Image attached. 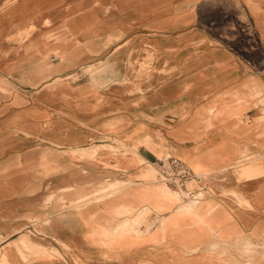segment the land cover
Masks as SVG:
<instances>
[{"label":"crops","instance_id":"crops-1","mask_svg":"<svg viewBox=\"0 0 264 264\" xmlns=\"http://www.w3.org/2000/svg\"><path fill=\"white\" fill-rule=\"evenodd\" d=\"M36 2L25 0L0 14V39L19 34L23 22L45 13L44 4ZM98 2L66 8L63 28L72 43L29 44L14 57L0 44V239H5L0 251L14 247L13 238L28 231L47 249L61 245L64 262L48 253L27 263L14 250L12 264H240L217 249L240 241L245 247L264 246L263 69L243 61L240 52L209 45V33L197 27L199 6L211 0H126L104 29ZM126 16L131 22L147 20L141 28L159 37L152 50L144 47L149 36L136 46L102 45L103 33L110 43L116 37L114 20ZM254 16L264 37L262 15ZM147 51L157 54L156 72L139 82L135 72ZM53 55L58 62L50 64ZM87 64L99 67L91 75L94 82L63 80ZM56 79L62 82L55 84ZM5 80L20 88L47 84L28 95L12 91ZM114 140L132 153H109L104 147H115ZM97 147L102 150L93 156L96 162L87 160L85 153ZM168 156L201 176L202 185L189 182L187 188L204 186L206 197L196 210H180L179 202L163 210L145 190L130 191L128 208H150L146 218L157 220L156 235L112 232L129 214L120 210L124 202L75 211L50 206L53 192L69 193L59 197L62 201L91 194L87 173L95 182L107 175L113 177L109 181L130 175L150 180L148 163ZM88 163H109L127 174L88 171ZM254 264H264V255Z\"/></svg>","mask_w":264,"mask_h":264},{"label":"rangeland","instance_id":"rangeland-1","mask_svg":"<svg viewBox=\"0 0 264 264\" xmlns=\"http://www.w3.org/2000/svg\"><path fill=\"white\" fill-rule=\"evenodd\" d=\"M23 1L25 0H2V2H0V14L2 13L4 14L8 12L11 8L18 5L19 3H22ZM26 1L28 2L38 1L40 2L39 4H44L42 11H45V13L41 14L35 20L30 19L23 22L22 26L18 29L19 30L18 33L22 36H20L19 34L16 35V33L8 32L4 38L0 39L1 46L4 47L8 56L11 55V57H14L15 54L19 53V51L26 49V47L29 44H32L33 46L35 45L40 48L47 45V43H49L50 41L59 40V41H65L67 43H72L74 39L71 38L70 37L71 35L63 28V22H64L63 14L65 13V10L69 5H73L77 2H83L85 4H89L91 2L99 1L97 5L104 16V18H102V22L99 24L104 29L106 26L110 25L109 24L110 22L108 23L106 22L107 20H109V17L114 16L113 15L114 11L115 13H117L118 12L117 10L121 9L123 7L122 5L126 4L125 3L126 0L125 2L123 0H120L119 6H116V4L114 3L112 4V0H26ZM211 1L213 3L208 4L207 2H203L202 5L199 6L198 12L200 15V21L197 29L199 28L200 30L209 33L211 37L209 41L210 46L240 52L241 55L240 58L243 61L256 63L258 66H260L263 69V78H264V37L262 36L263 34L261 33L260 28L256 23L254 16L257 15L258 17L261 14L262 22L264 24V0H211ZM135 20H137V22H135ZM114 21L115 22H113V24L117 23L116 26H114L115 27L114 36L116 37L113 38V40H111L110 43L105 44L106 39L104 32L103 38L100 39L104 47L130 46V45L136 46L139 45L145 37L149 36L148 41L150 42L149 44H146V46L144 47L147 50H152L151 47H153V43H154L153 41L159 39L157 35L156 36L153 35L154 33H152L153 32L152 30L141 28L142 26H145V28L146 26H148L147 20L142 21L141 19H132L131 22L128 16H126L123 18V20H114ZM78 41L79 40H75V42ZM147 52L148 55L146 56V58L142 59L138 63V68L137 71L135 72V79L139 82L144 79L151 78L153 74H155L156 72V69L154 67H155V63L158 60L157 54L154 55L151 54L150 51ZM54 58H55L54 55L51 56L48 59V62L50 64L57 63L58 61L54 62L55 60ZM98 68L99 67L96 68V66H92L88 64L84 65L80 68L71 71L69 74L65 75L68 77L64 78L63 80H65L66 83H71L76 85V84L87 83L90 77V80L94 82L95 80L93 79V77H91V75L97 72ZM58 80L59 82H56ZM5 82L10 86L12 91L16 92L22 89V92L28 95L40 92L42 89H44V86L47 84L46 83L43 86H39L37 88L32 89V88H27L25 86H23L22 88L18 86L16 87L14 83L12 82L9 83L7 80H5ZM55 82H56L55 84H58L62 82V80L56 79ZM138 91H140V88L138 89ZM262 106H263L262 108H264V94L262 97ZM262 120L264 122V116ZM114 146L115 147L107 146L104 148H109L110 150L109 153L112 152V154L119 156L128 155L132 153L129 149H127L124 145H122L120 142L116 140H114ZM95 149L100 151L102 150V147H97ZM80 152H82L83 154L85 153V151H79L76 153L72 152L71 154L78 155L80 154ZM83 156L84 155H82V157ZM86 157L87 160H92L95 162L97 160L96 158L88 155ZM142 160L140 159V162ZM145 166L146 165H144L143 167ZM151 166L152 165L148 163V167L153 169V167ZM78 168L79 167L75 168L76 174H78ZM86 169H88V171H94V172L104 171L105 174H111V169H113L116 170V172L113 173L115 177L127 174L121 167L112 166L109 163L108 164L104 163L101 166L98 163H88ZM87 176H90L91 178L90 180L91 182L88 183L87 185V189L88 191H90L89 193L93 192L96 188H100L101 186L106 184L110 179H113L112 176L107 175L101 181L95 182L94 180H92L90 173L89 174L87 173ZM131 177L132 176L130 175L125 179H119L124 182L123 184H120V186L125 185V187L122 188V190L125 191V193H129L130 191L136 189L145 190L146 192L150 193L152 198L155 200V204H158L159 202L162 203V205L164 206L163 210H171L174 207V204H176L177 202H179L180 210L197 209L198 205H195L194 203H190V202H183L181 194L174 191L168 186L166 187L176 192L175 196L171 197L170 199H165L160 197L158 195L159 193L158 190H156L155 188L159 189L158 187H162V185L164 184L157 183L156 180L153 178V175L151 176L150 180L145 178H140V179H136L138 181H135V179H132ZM73 190L74 187L71 188V191ZM63 192L60 191V192L52 193L54 196L49 200L50 206L58 204L60 210L63 211H72V210L75 211V210L83 209V208L78 209L74 207V203L72 202L75 199L74 196H72L71 198H66L68 197L66 196L63 201L59 200L60 196L69 194V193L63 194ZM78 192L79 191L70 194L75 195ZM120 197L121 196H117L113 199L100 197L95 199L96 198L95 196H91L90 198H87V200L92 201L91 202L92 207L95 206L97 203H101L104 206H110L113 200L119 203H123L126 200L125 197L123 198ZM150 207L152 210H158V207L155 205ZM142 220L143 219H141L137 225H133L132 228L124 231L131 232L136 236H143V235L153 236L158 233L157 220L151 221L148 220V218H146L143 221ZM45 222L46 221L37 220V222L35 223L45 224ZM143 226H145L144 228L146 229L145 232L142 229ZM118 231L120 230L118 229ZM23 234L31 238L34 242H36V240L40 237V236L35 237L28 231H24ZM21 235L22 234L14 237L13 239H18L20 238ZM4 240H5L4 238H1L0 243L3 242ZM61 244L67 248H70L66 244L63 243ZM243 244H247V242L240 241L232 246H222L219 249H217V251L229 257H234L236 259H239L240 264H254V260L256 258L264 255V246H258V248L256 247L257 249H255L253 247H245L243 246ZM54 245L55 247L48 248L47 252L50 253L53 257L57 258L59 261L64 262L63 261L64 257L62 254L63 247H61V245H58L56 242H54ZM11 246H14V242H12ZM67 248L65 249L68 250ZM60 251L62 253L59 254Z\"/></svg>","mask_w":264,"mask_h":264},{"label":"bare ground","instance_id":"bare-ground-1","mask_svg":"<svg viewBox=\"0 0 264 264\" xmlns=\"http://www.w3.org/2000/svg\"><path fill=\"white\" fill-rule=\"evenodd\" d=\"M97 153H98L97 149H91V151H89L85 154L93 157ZM151 165H152L151 167H153V170H152L153 171V178L155 179L156 168H155L154 164H151ZM123 183L124 182L121 180L108 181L106 184H104L100 188L95 189L87 197L82 198V199H78V200H73L72 202L74 203V207L78 208V209L90 207L92 201L87 200V198H90L91 196H95L96 197L95 199L100 198V197L108 198V199H111V198L113 199L117 196H121L120 198L125 197V199H126L124 201L125 205H122V209H120V210H124L122 212V214H127V213H129V214H128V216H126L124 219L121 220L118 228H115L117 230L116 231L113 230V232H118V229L120 231H124V230H127L128 228H132L133 225H137L141 219L146 218V216L148 215V210H150V208L144 209L143 211H138V212L134 209L128 208L127 201H128L129 193H125V191L122 190V188L125 187V185L120 186V184H123ZM161 184H163V183H161ZM166 186L167 185L164 184V185H162V187H158L159 189H157V188H155V189L158 190V192H159L158 194L160 197L165 198V199H170L171 197L175 196L176 192L172 191L170 188H167ZM164 191H166V192H164ZM104 200H106V199H104ZM116 203H117V201H116ZM134 212L136 213V218L132 219V216L130 214H132ZM13 242H14V247L9 246L10 247L9 249L0 251V264H12L10 262V255L14 254V250L27 263H29L32 258H41V257H48L49 256L48 252H47L48 249L45 246H43L42 244H39L37 242H34L31 238H29L25 234H23L20 239H14ZM248 250H251V249H248ZM59 254H60V252H59Z\"/></svg>","mask_w":264,"mask_h":264},{"label":"built area","instance_id":"built-area-1","mask_svg":"<svg viewBox=\"0 0 264 264\" xmlns=\"http://www.w3.org/2000/svg\"><path fill=\"white\" fill-rule=\"evenodd\" d=\"M154 166L156 168V182L166 184L174 191L180 193L183 202L199 205L205 199L206 187L201 186L195 190L187 188L189 182L202 185V178L195 174L181 160L168 156L163 160L155 162Z\"/></svg>","mask_w":264,"mask_h":264}]
</instances>
